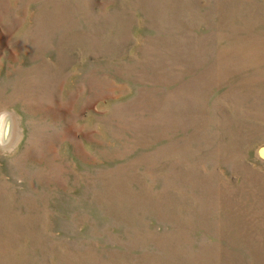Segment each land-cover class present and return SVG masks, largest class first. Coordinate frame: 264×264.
Segmentation results:
<instances>
[{
    "label": "rangeland",
    "instance_id": "1",
    "mask_svg": "<svg viewBox=\"0 0 264 264\" xmlns=\"http://www.w3.org/2000/svg\"><path fill=\"white\" fill-rule=\"evenodd\" d=\"M0 264H264V0H0Z\"/></svg>",
    "mask_w": 264,
    "mask_h": 264
},
{
    "label": "bare ground",
    "instance_id": "2",
    "mask_svg": "<svg viewBox=\"0 0 264 264\" xmlns=\"http://www.w3.org/2000/svg\"><path fill=\"white\" fill-rule=\"evenodd\" d=\"M12 130L13 132L15 130L12 116L7 113H5L4 115L0 114V141L3 144L8 143Z\"/></svg>",
    "mask_w": 264,
    "mask_h": 264
},
{
    "label": "water",
    "instance_id": "3",
    "mask_svg": "<svg viewBox=\"0 0 264 264\" xmlns=\"http://www.w3.org/2000/svg\"><path fill=\"white\" fill-rule=\"evenodd\" d=\"M0 146H4V144L1 141H0ZM259 155L264 159V147L260 148Z\"/></svg>",
    "mask_w": 264,
    "mask_h": 264
}]
</instances>
